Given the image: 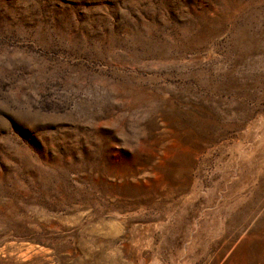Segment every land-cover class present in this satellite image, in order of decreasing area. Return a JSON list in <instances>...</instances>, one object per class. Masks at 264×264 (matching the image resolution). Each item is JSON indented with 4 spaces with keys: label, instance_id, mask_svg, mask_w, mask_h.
<instances>
[{
    "label": "rangeland",
    "instance_id": "1",
    "mask_svg": "<svg viewBox=\"0 0 264 264\" xmlns=\"http://www.w3.org/2000/svg\"><path fill=\"white\" fill-rule=\"evenodd\" d=\"M0 264H264V0H0Z\"/></svg>",
    "mask_w": 264,
    "mask_h": 264
}]
</instances>
